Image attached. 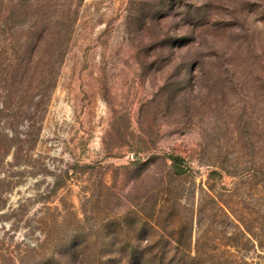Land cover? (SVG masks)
I'll return each instance as SVG.
<instances>
[{"label":"rangeland","instance_id":"1","mask_svg":"<svg viewBox=\"0 0 264 264\" xmlns=\"http://www.w3.org/2000/svg\"><path fill=\"white\" fill-rule=\"evenodd\" d=\"M0 264H264V0H0Z\"/></svg>","mask_w":264,"mask_h":264},{"label":"trees","instance_id":"2","mask_svg":"<svg viewBox=\"0 0 264 264\" xmlns=\"http://www.w3.org/2000/svg\"><path fill=\"white\" fill-rule=\"evenodd\" d=\"M178 160H179V161H182L183 159L180 157V158H178ZM190 258H193V257H190Z\"/></svg>","mask_w":264,"mask_h":264}]
</instances>
